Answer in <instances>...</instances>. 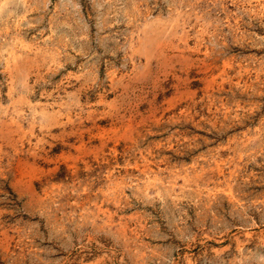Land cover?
<instances>
[{
  "label": "rangeland",
  "instance_id": "obj_1",
  "mask_svg": "<svg viewBox=\"0 0 264 264\" xmlns=\"http://www.w3.org/2000/svg\"><path fill=\"white\" fill-rule=\"evenodd\" d=\"M0 264H264V0H0Z\"/></svg>",
  "mask_w": 264,
  "mask_h": 264
}]
</instances>
